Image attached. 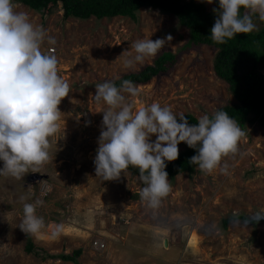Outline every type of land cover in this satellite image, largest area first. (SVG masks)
Wrapping results in <instances>:
<instances>
[{
	"label": "rangeland",
	"instance_id": "374dc122",
	"mask_svg": "<svg viewBox=\"0 0 264 264\" xmlns=\"http://www.w3.org/2000/svg\"><path fill=\"white\" fill-rule=\"evenodd\" d=\"M195 1L208 10L217 2ZM13 4L55 39L54 45L45 41L41 51L57 58L58 74L68 83L69 95L58 106L60 131L49 138L47 163L19 180L0 176V264H75L43 261L27 253L28 237L43 254L82 249L79 264H264V218L254 219L264 213V129L258 123L243 131L238 150L223 157L211 173L197 166L193 173L168 178L170 192L155 210L140 199L138 193L145 185L130 171L111 181L95 176L100 111L105 108L94 98L95 85L137 72L163 51L178 52L188 29L180 26L177 17L143 7L136 19L64 18L61 6L42 13L22 3ZM168 35L172 39L155 57L134 69L124 66L127 55H121L124 51L134 54L133 42ZM215 52L213 46L201 45L181 53L169 72L133 84L138 94L125 93L127 100L134 110L157 102L174 114H191L197 119L212 115L235 102L228 85L215 74ZM187 147L181 142L179 153ZM37 198L44 201L36 213L46 225L39 239L19 228L23 203ZM241 214L255 222L231 220L223 225L225 218ZM57 224L63 230L52 238L51 229ZM97 239L105 241L102 250L93 248Z\"/></svg>",
	"mask_w": 264,
	"mask_h": 264
},
{
	"label": "clouds",
	"instance_id": "9594fccd",
	"mask_svg": "<svg viewBox=\"0 0 264 264\" xmlns=\"http://www.w3.org/2000/svg\"><path fill=\"white\" fill-rule=\"evenodd\" d=\"M202 2L212 4L216 0ZM218 5V10L213 9L217 18L210 29L214 44L222 45L238 34L257 31L253 17L264 22V0H218ZM170 39L168 35L133 42L134 54L124 51L121 55H127L124 66L134 69L143 65ZM45 41L55 44L46 30L33 25L27 14L15 10L13 0H0V176L19 180L30 171L37 173L50 158L49 138L60 131L62 112L58 106L69 95V85L58 74L57 58L41 51ZM95 86V100L105 105L100 111L102 128L93 160L95 176L111 181L127 176L129 167L138 169L139 176L132 175L145 185L138 195L153 210L170 192L166 161L178 158L181 142L196 150L190 161L199 170L211 173L223 157L238 150L245 135L223 110L211 116L205 114L197 123L189 124L185 115L174 114L157 102L134 110L125 93L134 97L138 87L129 80H123L120 87L108 80ZM44 194L46 190L41 196ZM43 202L37 198L23 203L19 225L24 233L37 239L46 227L43 217L36 213ZM261 218L264 213L254 216L258 222ZM62 230V224L55 225L51 237L56 238Z\"/></svg>",
	"mask_w": 264,
	"mask_h": 264
},
{
	"label": "trees",
	"instance_id": "16d2710c",
	"mask_svg": "<svg viewBox=\"0 0 264 264\" xmlns=\"http://www.w3.org/2000/svg\"><path fill=\"white\" fill-rule=\"evenodd\" d=\"M15 2L42 13L50 12L52 7L61 6L64 18L103 19L122 16L136 19L137 12L143 7L157 8L175 15L180 26L188 29L187 40L178 52L163 51L153 63L145 65L137 72L124 74L112 82L117 87H120L123 80H129L133 84L147 83L153 77L169 72L181 53L201 45L213 46L216 49L213 59L215 74L228 85L235 99V102L228 103L218 110L227 112L242 131L255 123L264 128V22H260L256 17H253L254 23L260 25L257 31L247 35L238 34L225 44L218 45L214 44L210 35V29L217 18L213 9L218 10V0L210 10L204 3L195 0H13V3ZM185 117L189 124L198 122L191 114ZM195 154V149L187 147L179 153L175 161H166L168 178L174 179L184 172L193 173L197 165L193 164L190 158ZM128 170L139 176L138 169L129 167ZM231 220L255 222L244 214L230 215L223 220V225L227 226ZM25 250L43 261L60 259L75 264H79L78 257L82 254V249L60 255L43 254L36 249L31 237H28Z\"/></svg>",
	"mask_w": 264,
	"mask_h": 264
},
{
	"label": "built area",
	"instance_id": "2783aa9c",
	"mask_svg": "<svg viewBox=\"0 0 264 264\" xmlns=\"http://www.w3.org/2000/svg\"><path fill=\"white\" fill-rule=\"evenodd\" d=\"M93 247L97 250H102L103 248H105V241L97 239L93 242Z\"/></svg>",
	"mask_w": 264,
	"mask_h": 264
},
{
	"label": "water",
	"instance_id": "95a60500",
	"mask_svg": "<svg viewBox=\"0 0 264 264\" xmlns=\"http://www.w3.org/2000/svg\"><path fill=\"white\" fill-rule=\"evenodd\" d=\"M167 245H168V240L165 239V240H164V246L167 247Z\"/></svg>",
	"mask_w": 264,
	"mask_h": 264
}]
</instances>
